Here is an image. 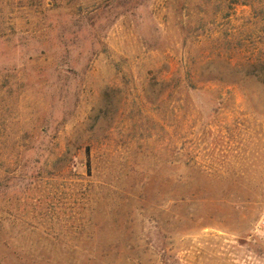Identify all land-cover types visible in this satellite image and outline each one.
I'll list each match as a JSON object with an SVG mask.
<instances>
[{
  "label": "rangeland",
  "instance_id": "obj_1",
  "mask_svg": "<svg viewBox=\"0 0 264 264\" xmlns=\"http://www.w3.org/2000/svg\"><path fill=\"white\" fill-rule=\"evenodd\" d=\"M264 0H0V264H264Z\"/></svg>",
  "mask_w": 264,
  "mask_h": 264
},
{
  "label": "built area",
  "instance_id": "obj_2",
  "mask_svg": "<svg viewBox=\"0 0 264 264\" xmlns=\"http://www.w3.org/2000/svg\"><path fill=\"white\" fill-rule=\"evenodd\" d=\"M260 225H261V227L264 228V216L262 217V219H261V221H260Z\"/></svg>",
  "mask_w": 264,
  "mask_h": 264
}]
</instances>
